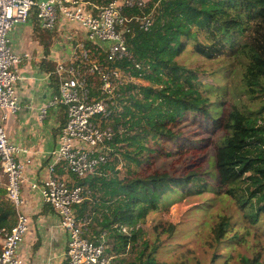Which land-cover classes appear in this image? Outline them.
Wrapping results in <instances>:
<instances>
[{"label":"trees","instance_id":"obj_1","mask_svg":"<svg viewBox=\"0 0 264 264\" xmlns=\"http://www.w3.org/2000/svg\"><path fill=\"white\" fill-rule=\"evenodd\" d=\"M131 14L151 15L154 20L149 31L135 28L128 37L129 49L143 68L132 73L149 84L127 83L119 88L117 106L106 121L115 132L109 143L111 161L95 174L75 180L90 192L75 206L78 217L93 213L87 237L94 240L105 234L110 264H123L120 256L129 248L138 252L127 264H162L156 255L173 238L177 226H158L156 231L161 229L160 236L167 239L148 251L147 244L139 249L138 224L159 212L167 196L169 200L180 193L181 198L201 195L209 187L234 207L211 228L207 242L213 251L211 264H234V260L235 264H261L260 256L248 259L227 250L247 245V238L264 220V0H155ZM84 47L93 61L107 66L104 44L85 38ZM189 47L206 61L228 60V66L207 73L201 67L180 64V56ZM112 67L130 71L134 66L126 62ZM207 74L213 84L201 80ZM98 84L91 76L93 96ZM245 97L250 102L262 100L253 108ZM191 127L199 133L193 136L200 139L190 144L211 149L208 170L215 187L199 178V168L178 176L168 171L140 172L160 153L153 145L160 149L164 142H176L178 153L184 145L189 147L185 134ZM181 139L184 143H177ZM6 208L0 221L8 222L11 230L16 209L10 201ZM122 228L132 235L122 233ZM179 264L187 262L181 258Z\"/></svg>","mask_w":264,"mask_h":264},{"label":"built area","instance_id":"obj_2","mask_svg":"<svg viewBox=\"0 0 264 264\" xmlns=\"http://www.w3.org/2000/svg\"><path fill=\"white\" fill-rule=\"evenodd\" d=\"M155 0H0V168L6 178L7 199L15 206L16 225L0 229L2 249L0 264H24L19 248L29 231L30 219L24 209L22 189L28 183L29 152L9 141L4 124L20 109L16 86L20 81L22 58L14 53L10 34L19 24H26L36 10L40 28L52 32L60 18L84 31L86 40L106 47L107 66L93 61L85 50L84 41L69 37L74 50L70 57L56 63L49 77L56 79L58 92L41 108L43 120L49 108L64 107L66 123L59 134L58 148L52 152L55 165L74 180L93 175L111 161L109 143L114 129L107 125L117 106L119 88L125 84L123 76L143 70L128 46V37L135 28L147 32L153 25L151 15H129L130 11L145 10ZM160 1V0H158ZM80 50L78 56L76 51ZM100 55V54H99ZM130 63V71L112 67ZM94 77L99 84L96 96L89 86ZM140 76V75H139ZM32 190H40L43 205L50 207L60 218V227L67 233L68 243L63 264H110L106 256L105 234L91 240L87 237L92 215L78 217L75 206L90 196L87 188L70 184L64 177L51 174L43 183H30Z\"/></svg>","mask_w":264,"mask_h":264},{"label":"crops","instance_id":"obj_3","mask_svg":"<svg viewBox=\"0 0 264 264\" xmlns=\"http://www.w3.org/2000/svg\"><path fill=\"white\" fill-rule=\"evenodd\" d=\"M70 29L78 30L63 18L52 32L41 29L34 10L29 21L17 25L10 34L13 51L22 58L21 79L16 86L21 109L4 126L9 141L29 152L21 159L32 161L26 174L28 183L22 189L24 209L30 219L29 231L19 248V257L24 264H63L67 250L68 236L60 227V218L50 207L43 205L40 190H32L30 183L40 185L51 174L64 177L70 184L75 181L55 165L52 156L58 148L60 130L66 123L65 108H49L46 117L40 119L41 108L58 92V83L49 77V73L74 50L75 43L72 47L66 44L71 42L69 37H73ZM79 34L84 41L85 32L79 30ZM6 186L0 168V218L6 216L9 201ZM8 227V222L0 221V229L10 230Z\"/></svg>","mask_w":264,"mask_h":264},{"label":"rangeland","instance_id":"obj_4","mask_svg":"<svg viewBox=\"0 0 264 264\" xmlns=\"http://www.w3.org/2000/svg\"><path fill=\"white\" fill-rule=\"evenodd\" d=\"M71 28V27H70ZM72 29V28H71ZM70 29V30H71ZM71 36L76 37V40L82 41L79 31L77 29L71 30ZM68 46H73V42H66ZM77 55H80V50L76 51ZM180 64H184L188 67H201L208 72H215L228 66V60H222L219 62L206 61L192 52V48L189 47L185 53L179 58ZM123 80L129 84H135L138 87L147 86L149 83L142 76L135 77L132 72L126 73L123 76ZM201 80H205L208 84H213V80L207 74L201 77ZM238 86V83L236 84ZM217 87V84L213 85ZM247 104L253 108H258L261 102L260 98L254 102H250L246 97L243 99ZM196 128H190V133H186L185 136L189 139L188 144L193 140H198V135L193 136L196 132ZM197 130H202L198 128ZM201 134L203 131H199ZM199 134V133H195ZM162 148H157L160 151L159 155H154L151 159V163L144 165L140 172L146 171L152 173L155 171L165 172L181 175L187 174L195 169H201L202 175L199 178L206 179L208 184L215 187L212 170H208L209 161L212 160L209 152L210 147H203L200 143V148H194V145L190 144L189 147L184 145L181 153H178V149L174 145L176 142H164ZM179 144H183L182 139L177 141ZM163 150V151H162ZM183 153V154H182ZM246 152H243L245 155ZM208 172V173H207ZM177 191H180L177 189ZM167 196L163 200L164 207L157 213L150 214L147 220L140 222L138 228L139 233V249L148 245V251L153 250L160 240L165 241L167 236H160L161 229L156 231L159 226L175 225L177 226L175 234L172 239L166 240L156 255L159 263L164 264H179V260L183 258L187 264H211L210 258L213 251L209 249L207 242L211 237V228L216 224V221L220 215H228L233 212V204L222 198V195L216 194L209 187L204 189L201 195L185 196L181 198V193L171 196L168 200ZM167 199V200H166ZM91 210L93 209V201H91ZM100 204V202L98 203ZM100 208V207H99ZM93 215V213L91 212ZM236 218L238 216L234 214ZM238 226H241V224ZM160 227V228H161ZM122 233L132 235L131 230L128 228H122ZM230 237L233 233H230ZM106 237V236H105ZM225 247L223 248V250ZM136 252H138L136 248ZM136 252L132 251V248L128 249L125 255L120 256L124 258L123 264L130 263L134 260ZM227 252L233 256L240 254L248 259H252L256 256H260L261 264H264V220L263 226L259 230H253L252 235L247 238V245H238V247H230ZM191 253V254H190ZM237 261L234 260V264Z\"/></svg>","mask_w":264,"mask_h":264}]
</instances>
